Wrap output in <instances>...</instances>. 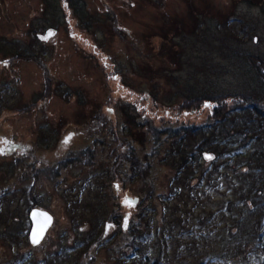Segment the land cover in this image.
I'll list each match as a JSON object with an SVG mask.
<instances>
[{
    "label": "rangeland",
    "instance_id": "1",
    "mask_svg": "<svg viewBox=\"0 0 264 264\" xmlns=\"http://www.w3.org/2000/svg\"><path fill=\"white\" fill-rule=\"evenodd\" d=\"M263 64L264 0H0V264H117L134 237L248 264L263 144L184 158L215 116L196 96L264 99ZM29 205L54 217L36 246Z\"/></svg>",
    "mask_w": 264,
    "mask_h": 264
},
{
    "label": "trees",
    "instance_id": "2",
    "mask_svg": "<svg viewBox=\"0 0 264 264\" xmlns=\"http://www.w3.org/2000/svg\"><path fill=\"white\" fill-rule=\"evenodd\" d=\"M27 57L29 55H19ZM247 58L252 59L255 63V59H260L259 56L248 54ZM263 63V58L260 60ZM264 66V64H263ZM259 74L263 77L264 73L261 74L259 69ZM264 70V68H263ZM223 95H212V94H204L203 96H196V99H202L205 101H210L213 103L214 114L211 121L206 122L205 124H198V126H193L188 128V133L190 136L194 137L198 140L197 145L194 146V149L188 154L185 153V161L191 159V162L196 159L200 154H203L207 151V153H213L217 157H223L224 161L232 160L233 156H238L240 154L239 149L243 148L245 144H251L252 142H257L259 144H263L264 146V99L258 93H249V92H241V93H233ZM200 97V98H199ZM221 99H220V98ZM235 103L233 105H228L224 100L229 98ZM219 100V101H217ZM240 135V138L237 140L238 145H233L234 141H230L234 135ZM186 137L181 136V142H184ZM240 142V143H239ZM257 151H260L261 160L257 165V169H255V173L249 169L251 175V181L254 182L257 192L256 196H252V200L254 202V209L258 211L259 214L255 217L256 219L252 222L251 230L249 234H251L253 238V246L244 245L246 248L252 249V257H250L248 264H264V149L254 150L253 154ZM206 154V153H205ZM69 159L72 162L71 158ZM62 161L63 165H59L58 169L61 171L62 169H66L69 165L68 161ZM249 166V165H248ZM251 166V165H250ZM249 166V167H250ZM31 205V204H30ZM27 208L28 215H26L27 222L30 223L29 214L34 209L33 207ZM252 209V210H254ZM13 217L15 216L14 212L12 213ZM25 216V215H24ZM21 217V215H20ZM14 222H5L9 227V232L13 233V235L17 234L14 230ZM17 222H15L16 224ZM13 226L12 229H10ZM18 228V227H17ZM16 236V235H15ZM137 239L134 237V243L132 245L133 253L139 252L137 258L135 259L134 255H128L126 258L120 257L119 263L117 264H168L165 259L161 257H153L151 258L149 254L145 253V251L140 250V244L136 243ZM141 252V253H140ZM133 257V258H132ZM131 258V260H129ZM55 259H52L50 264H79L78 259L75 258L72 261L70 260H61L56 263ZM211 260L199 259L197 264H211Z\"/></svg>",
    "mask_w": 264,
    "mask_h": 264
},
{
    "label": "water",
    "instance_id": "3",
    "mask_svg": "<svg viewBox=\"0 0 264 264\" xmlns=\"http://www.w3.org/2000/svg\"><path fill=\"white\" fill-rule=\"evenodd\" d=\"M50 33L51 31H48L47 35L49 36ZM53 219V214L48 210H43L38 207L32 209L30 212V221L32 222V225L29 231L31 244L35 246L40 244L46 236L48 228L53 224Z\"/></svg>",
    "mask_w": 264,
    "mask_h": 264
},
{
    "label": "snow or ice",
    "instance_id": "4",
    "mask_svg": "<svg viewBox=\"0 0 264 264\" xmlns=\"http://www.w3.org/2000/svg\"><path fill=\"white\" fill-rule=\"evenodd\" d=\"M34 242H38V241H34Z\"/></svg>",
    "mask_w": 264,
    "mask_h": 264
}]
</instances>
